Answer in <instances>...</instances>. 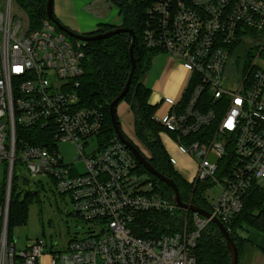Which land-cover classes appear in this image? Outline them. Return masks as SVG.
<instances>
[{
  "label": "built area",
  "instance_id": "1",
  "mask_svg": "<svg viewBox=\"0 0 264 264\" xmlns=\"http://www.w3.org/2000/svg\"><path fill=\"white\" fill-rule=\"evenodd\" d=\"M16 4L0 0V264H196L212 218L229 232L248 190L264 188V0H146L141 43L187 72L182 92L160 98L154 119L177 153L168 155L172 167L187 156L195 170L186 181L207 183L209 218L164 196L116 135L99 140L102 110L81 104L84 42L47 16L37 26L24 11L16 18ZM17 126L44 128V140H19ZM59 141L73 143L74 162L63 160ZM14 175L19 192L50 185L66 195L83 235L63 248L50 236L16 249L8 230ZM149 211L167 215L166 230L139 236L133 224Z\"/></svg>",
  "mask_w": 264,
  "mask_h": 264
},
{
  "label": "trees",
  "instance_id": "2",
  "mask_svg": "<svg viewBox=\"0 0 264 264\" xmlns=\"http://www.w3.org/2000/svg\"><path fill=\"white\" fill-rule=\"evenodd\" d=\"M108 1L119 9L122 17L120 26L129 28L136 34L134 44L136 67L129 90L121 101L127 103L133 115V135L149 152V156L131 141L146 155L155 169L175 181L182 201L209 210L210 205L204 197L207 183L198 182L195 186L188 183L176 175L170 164L168 153L160 137V132L164 129L154 119L156 106L149 102L151 88L142 79L150 70L151 59L157 52L145 48L141 43V34L146 18V0ZM16 3L27 14L33 26H37L46 17V0H16ZM113 28L112 25L101 24L91 34L102 33ZM131 39L129 33H121L106 39L92 40L82 44L84 57L82 60L83 74L80 78L81 104L102 110L104 124L99 134V140L103 144L110 142L115 136L108 110L110 102L120 93L129 76ZM43 132L44 128L39 127H16L17 138L19 140L21 138L27 139L31 143H39L44 140L40 136ZM136 163L137 170L153 181L156 188L164 196L172 199V190L148 173L138 161ZM19 179L20 177L14 175L9 206L8 230L10 233L13 228L25 223L29 206L40 200L36 190L25 192L16 190L15 182ZM166 217L167 215L151 211L140 213L133 224V230L137 235L144 237L148 236V233L145 232L146 228H149L152 234L166 230L165 224L168 223ZM245 226L264 233V188L253 186L248 190L244 196L242 210L232 218L230 226H228L238 252L242 241L238 231ZM194 254L196 264H229L230 257L226 242L214 223H209L200 233Z\"/></svg>",
  "mask_w": 264,
  "mask_h": 264
},
{
  "label": "rangeland",
  "instance_id": "3",
  "mask_svg": "<svg viewBox=\"0 0 264 264\" xmlns=\"http://www.w3.org/2000/svg\"><path fill=\"white\" fill-rule=\"evenodd\" d=\"M54 2L55 0H53V5ZM13 11L16 12L17 18L19 14L18 12L23 10L16 4L13 7ZM256 51L257 48L255 47H252L249 50V52L253 55L256 54ZM157 56L158 54L154 53V56L151 59L150 70L142 78L144 80V77L146 76L145 80L150 88L156 78L155 71L162 68L166 64L165 58L158 60L159 57ZM124 102L125 101L119 102L116 108V115L120 128L126 137L136 143L138 147L149 156V152L133 135V115L131 111L127 107L124 111L121 110ZM158 112L159 108H157V113ZM163 134L165 135L164 130L160 132L161 136ZM166 140L165 141L169 147L171 143L167 137ZM171 146L168 149V155L177 156L176 151L171 148ZM57 148L65 162L70 163L75 161L76 148L71 141H59L57 142ZM78 167L81 168L82 164L78 163ZM17 169H19V166H17ZM194 170L195 164L191 158H182L181 162L174 167L176 175L184 180L189 179ZM3 182L4 165L0 164V196L2 195L1 188L3 186ZM26 186L29 189L34 188L29 182L26 183ZM216 192V188L208 190L209 201L213 200ZM38 195L40 200L29 206L25 223L22 226L13 228L11 232L12 237L15 240L16 249L25 247L28 241L34 240L35 238L44 237L48 239L50 236L53 240L59 242V247L63 248L74 236L81 237L83 235V231H85L87 227L82 221L77 220L73 217V215H71L72 204L66 195L53 193V187L50 185H45V189L40 190ZM181 212L182 211L179 210L175 217H179Z\"/></svg>",
  "mask_w": 264,
  "mask_h": 264
},
{
  "label": "crops",
  "instance_id": "4",
  "mask_svg": "<svg viewBox=\"0 0 264 264\" xmlns=\"http://www.w3.org/2000/svg\"><path fill=\"white\" fill-rule=\"evenodd\" d=\"M53 14L60 23L78 33H93L101 24L120 26L122 22L118 7L108 0H55ZM155 53L158 54V60L166 59L165 66L155 71L156 78L151 86L149 102L157 108L163 96L176 97L182 92L186 84L187 72L175 59L164 52ZM145 79L146 76L144 83H146ZM126 107L129 108L124 102L121 110L124 111ZM165 135L160 137L168 153L172 144L168 147L167 135ZM171 148L174 149L173 146ZM238 235L242 239L238 264H264V233L245 226L238 231Z\"/></svg>",
  "mask_w": 264,
  "mask_h": 264
},
{
  "label": "water",
  "instance_id": "5",
  "mask_svg": "<svg viewBox=\"0 0 264 264\" xmlns=\"http://www.w3.org/2000/svg\"><path fill=\"white\" fill-rule=\"evenodd\" d=\"M45 12H46L47 18L51 20L57 26L59 30L63 31L68 37L82 41L84 43L92 41V40L106 39V38H109L111 36L121 34V33H129L131 35L132 39H131V43L129 46L131 69L129 72V76H128L127 81L124 84V87L120 91V93L109 104L108 111H109V116L111 118V124L114 130V133L117 136V138L132 152L136 160L144 167V169L148 173H150L151 175L155 176L157 179L165 183L172 190V193H173L172 200L179 208L186 209L192 212H196L201 216L209 218L210 213L207 210L200 208L192 203H187V202L182 201L175 181L172 178L166 176L162 172L155 169V167L152 166V164L150 163L146 155H144L140 151V149L123 134L120 128V124H119V121L116 115V108L119 102L123 99V97L126 95V93L129 90L132 77L135 71V67H136V58L134 55V44L136 41L135 32L129 28H125L122 26H115L111 30H108L102 33H95V34L75 32L69 29L68 27L64 26L54 17L53 0H46ZM212 222L217 226L218 231L221 233L223 239L226 242V245L229 251V257H230L229 264H238V249L230 233L217 218H212Z\"/></svg>",
  "mask_w": 264,
  "mask_h": 264
}]
</instances>
